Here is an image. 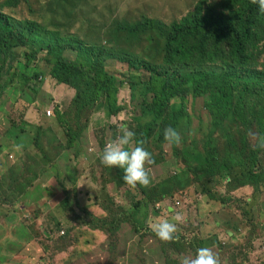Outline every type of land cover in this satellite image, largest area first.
Wrapping results in <instances>:
<instances>
[{
	"label": "rangeland",
	"instance_id": "1",
	"mask_svg": "<svg viewBox=\"0 0 264 264\" xmlns=\"http://www.w3.org/2000/svg\"><path fill=\"white\" fill-rule=\"evenodd\" d=\"M197 1L23 0L14 8L0 5V11L15 22L33 21L61 37L160 64L164 53L158 36L131 38L117 32L113 20L135 23L148 17L170 24ZM16 53L0 77V264H180L201 247L210 248L219 264H264V185L242 187L248 166L210 178L199 171L210 138L218 162L235 165L242 153L229 142L240 143L245 129L216 123L218 117L204 108L203 99L189 98L180 143L173 146L156 135L146 147L153 158L146 165L148 192L133 189L98 158L121 123L134 131L143 118L141 97L131 100L127 65L115 59L106 65L122 83V110L108 118L100 108L88 114L74 107L75 90L51 79L43 53L28 66ZM258 60H263L261 53ZM55 108L64 111L61 122ZM253 130L245 134L250 147L258 139ZM70 132L76 137L71 145ZM254 171L264 177L262 149ZM176 214L181 216L177 238L160 241L149 223ZM115 216L118 228L97 224Z\"/></svg>",
	"mask_w": 264,
	"mask_h": 264
},
{
	"label": "trees",
	"instance_id": "2",
	"mask_svg": "<svg viewBox=\"0 0 264 264\" xmlns=\"http://www.w3.org/2000/svg\"><path fill=\"white\" fill-rule=\"evenodd\" d=\"M0 1V5L14 8L23 0ZM122 21L113 20L117 32H126L134 39L150 33L160 38L164 53L160 64L121 51L117 54L104 45L88 44L75 37H61L33 21L15 22L0 11V77L2 69L12 67L17 51L27 66L43 53L51 79L75 90L74 107L88 114L100 108L109 118L122 110L118 101L122 83L106 68L109 60L115 59L128 67L126 83L132 92L131 100L141 97L143 118L133 132L134 140L143 141L145 148L156 135L163 137L166 127L179 131L185 126L190 116L186 106L189 98L203 99L204 108L218 117L216 123L236 124L246 133L254 129L257 138L264 135V15H258L251 0H198L191 11L170 24L148 17L135 23ZM69 53H75V57L66 56ZM63 113L55 108L59 122ZM70 134L71 145L76 137L75 132L74 136ZM245 134L240 143L229 142L231 149L242 153V158L229 166L218 162L210 138L204 163L199 166L201 176L215 177L233 167L248 166L242 187L255 189L264 185V177L254 171L259 148H255L256 144L250 147ZM247 149L248 163L244 159ZM227 155L231 157L232 150ZM115 170L119 182L125 184L122 170ZM137 188L148 192L145 187ZM118 218L96 222L102 227L110 225L104 229L111 230L118 228Z\"/></svg>",
	"mask_w": 264,
	"mask_h": 264
},
{
	"label": "clouds",
	"instance_id": "3",
	"mask_svg": "<svg viewBox=\"0 0 264 264\" xmlns=\"http://www.w3.org/2000/svg\"><path fill=\"white\" fill-rule=\"evenodd\" d=\"M251 3L256 6L258 15H264V0H251ZM135 135L127 124L121 123L118 135L108 141L98 154L100 164L108 169L122 170L121 179L133 189L137 185L148 187L151 184L146 165L153 163L151 152L143 146V141L134 140ZM163 137L168 144L178 145L181 141L179 132L171 126L164 129ZM255 148L264 150V135L258 137ZM180 220L181 216L176 214L172 220L157 219L149 223L148 227L160 241H173L177 238V223ZM180 264H219V259L210 248L201 247L193 256L183 257Z\"/></svg>",
	"mask_w": 264,
	"mask_h": 264
},
{
	"label": "built area",
	"instance_id": "4",
	"mask_svg": "<svg viewBox=\"0 0 264 264\" xmlns=\"http://www.w3.org/2000/svg\"><path fill=\"white\" fill-rule=\"evenodd\" d=\"M46 116L47 117H50L51 116V110L46 111Z\"/></svg>",
	"mask_w": 264,
	"mask_h": 264
}]
</instances>
